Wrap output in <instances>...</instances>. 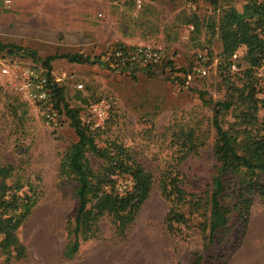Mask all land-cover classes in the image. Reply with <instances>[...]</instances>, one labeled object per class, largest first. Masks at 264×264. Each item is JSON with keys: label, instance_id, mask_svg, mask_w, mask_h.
I'll list each match as a JSON object with an SVG mask.
<instances>
[{"label": "rangeland", "instance_id": "rangeland-1", "mask_svg": "<svg viewBox=\"0 0 264 264\" xmlns=\"http://www.w3.org/2000/svg\"><path fill=\"white\" fill-rule=\"evenodd\" d=\"M243 2L144 0L136 7L123 0H0V43L22 48L0 50V165L13 166L8 182L18 181L36 193L18 228L26 255L6 264H192L197 255L200 264H264V197L249 194L246 218L233 210L228 234L204 246L198 224L179 233L166 230L163 218L169 203L158 186L160 171L169 167L181 173L188 190L200 192L210 183L215 128L199 92L220 100L226 87L217 71L221 43L208 25L223 8L240 10ZM128 44L162 48L168 66L151 74L116 67L110 51ZM244 50L237 49L232 59L238 65L227 72L237 85L242 83L239 63ZM67 52L89 56L90 61H51V82L62 88L63 103L78 109L98 146L120 143L153 176L150 193L124 238L104 215L95 234L81 238L71 258L64 257L63 250L77 200L74 182L60 175L58 166L77 139L75 131L64 114L57 128L46 124L37 107L13 90L14 75L1 72L3 66H15L19 72L32 65L47 74L43 60ZM199 53L202 61L208 60L206 74L186 76ZM93 103L103 104L106 114L101 119L92 116ZM225 118L231 120L229 114ZM188 135L197 150L182 157L180 148ZM87 156L94 168L101 163L91 152ZM129 185L128 177H119L117 191Z\"/></svg>", "mask_w": 264, "mask_h": 264}, {"label": "trees", "instance_id": "trees-1", "mask_svg": "<svg viewBox=\"0 0 264 264\" xmlns=\"http://www.w3.org/2000/svg\"><path fill=\"white\" fill-rule=\"evenodd\" d=\"M125 2L131 4L130 0ZM194 23L197 29V19ZM208 26L221 43L217 71L226 87L225 96L220 100L205 98L199 92L203 103L211 109V123L215 128L212 147L215 166L211 180L208 187L199 192L188 190L183 185L181 173L170 167L161 170L158 178L160 194L169 203L163 218L166 230L179 233L182 227L193 230L198 224L204 246L219 242L228 234L233 210L246 218L252 202L249 194L255 192L264 197L261 184L264 180V97L259 96L264 93V82L257 75L258 66L264 62V0H244L240 10L223 8ZM241 46L245 47L239 63L242 83L237 85L227 72L238 65L232 57ZM3 49L12 53L22 48L0 43V50ZM56 58L83 63L89 62L90 57L67 52L55 53L43 60L51 87V102L61 116H66L77 137L58 166L60 175L74 182L73 192L77 200L63 250V256L71 258L77 252L81 238L87 239L95 234L97 221L104 215L110 217L116 235L123 239L150 193L153 176L120 143L109 141L105 146L97 145L92 132L81 122L78 109L63 103L62 88L51 82L50 63ZM202 59L203 56L196 57V62L185 71L186 76L195 74V67L199 64L206 67L208 60L204 62ZM168 63L165 60L142 69L151 74ZM121 68L138 69L128 63ZM227 114L231 120L225 118ZM196 148L194 137L186 136L180 148L181 156L185 157ZM88 152L101 160L97 168L92 166ZM12 171L11 164L0 165V256L4 257L0 264L25 257L26 247L18 236V228L36 201V193L30 186L25 189L18 181L8 182ZM119 177L130 180V185L122 192L116 188ZM200 259L197 255L192 264H200Z\"/></svg>", "mask_w": 264, "mask_h": 264}, {"label": "built area", "instance_id": "built-area-1", "mask_svg": "<svg viewBox=\"0 0 264 264\" xmlns=\"http://www.w3.org/2000/svg\"><path fill=\"white\" fill-rule=\"evenodd\" d=\"M131 1L136 7H140L144 0ZM110 55L113 61L112 64L116 67H121L128 63L135 67L143 68L149 64H158L166 60V55L162 48L142 44L117 45L112 48ZM197 56L202 57L200 53ZM12 68L3 66L1 72L5 75H14L13 90L22 99L37 107L46 124L52 128H57L60 125L61 114L51 102V87L47 74L42 69L32 65L19 68V72L15 70V66ZM194 73L202 76L206 74V68L199 64L195 67ZM257 75L264 82V62L258 66ZM187 76L189 77L190 74H187ZM90 111L96 119H101L106 114L102 103L91 104ZM96 125H98V122Z\"/></svg>", "mask_w": 264, "mask_h": 264}]
</instances>
